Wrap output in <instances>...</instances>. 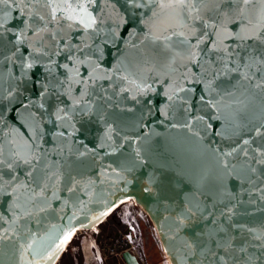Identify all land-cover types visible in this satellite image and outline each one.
<instances>
[{
    "label": "water",
    "instance_id": "1",
    "mask_svg": "<svg viewBox=\"0 0 264 264\" xmlns=\"http://www.w3.org/2000/svg\"><path fill=\"white\" fill-rule=\"evenodd\" d=\"M185 5L181 20L172 13L153 17L126 0H99L90 8L103 19L95 33L48 24L42 41L33 29L44 22L30 14L48 19L45 0H12L7 16L0 12V264H57L79 230L97 227L129 200L149 215L169 264H264V239H258L264 236V165L256 163L264 159V71L254 68L248 79L244 68L206 75L187 63L175 37L164 40L173 30L187 31L185 22L197 34L206 26L210 35L200 46L206 50L198 55L207 65L216 55L208 43L216 39L213 26L225 22L231 35L224 43L240 57L259 58L264 44L235 33L249 19L257 24L264 5ZM197 14L202 20L193 19ZM49 33H59L55 43ZM82 42L90 48H74L73 56L97 64L101 77L83 98L81 84L58 83L69 73L57 67L71 68L65 44ZM57 47L60 54L51 58L35 51ZM87 71L80 66L84 78ZM29 155L35 158L25 164ZM69 231L56 259H42ZM124 257L141 264L129 251Z\"/></svg>",
    "mask_w": 264,
    "mask_h": 264
},
{
    "label": "snow or ice",
    "instance_id": "2",
    "mask_svg": "<svg viewBox=\"0 0 264 264\" xmlns=\"http://www.w3.org/2000/svg\"><path fill=\"white\" fill-rule=\"evenodd\" d=\"M37 3L40 0H36ZM99 0H45V6L50 9L48 13V19L45 16L40 15L38 12L31 13V17L33 21L38 18L40 21L44 22L43 27L39 30L33 29L34 35L39 37L42 41L44 37L40 35L41 33H48V24H56L62 29L67 27L69 31L77 30V31H84L87 35H91L99 30L100 25L103 23V19L101 17H97L90 11L92 5L98 4ZM201 2H205V0H201ZM261 5H264V0H258ZM12 0H0V5H4V9H0V12H3L5 16H7V7L10 6ZM126 3L136 9H143L147 8L152 11L153 17H157L162 13H172L183 20V17H180V9H182L185 5V0H126ZM237 3H243V0H237ZM139 5V6H138ZM155 6V7H153ZM247 5H244L243 8L240 9V15L244 16L245 10L247 9ZM201 19L202 17L197 14L196 17L193 19ZM61 20L68 21L66 25H62L60 22ZM259 22L255 25L252 23V19H249L248 25L241 30L240 33H235L236 37L241 41L247 39H254L258 42L264 44V7H262L259 11L258 15ZM7 22V21H5ZM31 26V25H29ZM187 28V31H172L170 36H164V40L166 42H172L173 37H175L179 41V45L183 46L187 56L186 61L187 63H194L197 67H201L205 69V74H210L213 77L218 75L219 72H228V71H236L237 73L240 72L241 68L247 69V73L245 74V79L250 78L253 74L252 70L255 68L257 71H264V56L257 58L254 55L249 54L247 58L240 57V53L235 52L231 49V46L224 43L225 38H227L230 33L226 31V23L220 22L213 26V33L216 39H210L208 43L211 44V51L215 53V59L209 60V63L205 65L201 62V56L198 53L202 54L206 49L201 48L202 44H205V41L201 39V37L209 36L210 34L207 32L206 26L202 28L199 34L195 31V25H188L186 22L183 25ZM4 24L0 23V28H3ZM150 31H152L150 29ZM59 33H49V35L53 38V42L55 43V36ZM3 33L0 32V36ZM20 35L23 37L24 33L21 32ZM26 38V37H25ZM153 38L155 40L161 39V34H153ZM190 38H194L195 44L191 43ZM63 39V37H61ZM23 41L20 40L18 43H22ZM65 47L68 49V55L66 59L71 61V68L69 67L68 63L63 65H57V67H62L69 73L67 79L65 81H58V83L63 86L64 83H68L69 88H71L72 84H81L84 88V91L81 92V98L88 94V88L90 84H95L96 80L100 79L99 74V66L88 59H81L80 57L73 56V49L75 48L76 51L83 53L84 48H90L86 42H82L81 46H73L71 44H65ZM167 47V44L165 45ZM237 47H241V45H237ZM36 53L39 55H47L51 58V55H59L60 49L57 47L55 53H51L46 49L41 51L40 48L35 49ZM95 55V53H91ZM234 57H240V59L234 60ZM243 61V63H241ZM173 63H175V58H173ZM231 64H235V68L229 67ZM84 65L88 71L86 74V78L80 73V66ZM33 63H28L25 67L27 69L33 68ZM186 67V64L184 65ZM50 74L54 76V69L51 66H48L45 69ZM27 74V73H25ZM202 82V81H197ZM212 82L210 81L208 84L209 89L211 90ZM179 91H186L183 87H179ZM176 93L174 92L172 95L168 96V99H173V95ZM79 100L74 101V104H78ZM62 111V110H61ZM63 119L64 117H60ZM245 144L248 141L244 142ZM2 156V153H0ZM34 155H29L27 157H22L23 162L25 164H30L31 160L34 159ZM3 159H0V165H3ZM257 164L264 165V159H259L256 161ZM9 167H12L9 164ZM252 172H255L256 169H251ZM0 184H2V178H0ZM15 192L16 189H13ZM69 191H73V189H69ZM264 191V189H261ZM43 211V209H41ZM107 213H105L106 215ZM73 235L72 231H69L67 234L63 235V238L59 240L58 243L55 244V250L47 252L42 259L47 261H53L56 259L57 254L59 251L63 249V247L67 244V242L71 239ZM258 239H264V236L258 237ZM31 247V246H29Z\"/></svg>",
    "mask_w": 264,
    "mask_h": 264
},
{
    "label": "rangeland",
    "instance_id": "3",
    "mask_svg": "<svg viewBox=\"0 0 264 264\" xmlns=\"http://www.w3.org/2000/svg\"><path fill=\"white\" fill-rule=\"evenodd\" d=\"M152 226L154 227L149 215L139 204L133 200L124 202L101 225L93 229L79 230L68 244L58 264H118L115 258L102 257L99 250L100 243L108 235L120 231L128 232L131 229L135 231L146 264H150L146 259L147 250H150L151 256L155 257L154 264L161 262L169 264L166 255L160 254V249L163 251V247L156 229L153 230Z\"/></svg>",
    "mask_w": 264,
    "mask_h": 264
},
{
    "label": "built area",
    "instance_id": "4",
    "mask_svg": "<svg viewBox=\"0 0 264 264\" xmlns=\"http://www.w3.org/2000/svg\"><path fill=\"white\" fill-rule=\"evenodd\" d=\"M99 250L103 258H115L118 264H129L124 257V252L126 251L135 255L141 264H146L145 258L141 253V245L136 240L134 229L106 236L101 241Z\"/></svg>",
    "mask_w": 264,
    "mask_h": 264
},
{
    "label": "trees",
    "instance_id": "5",
    "mask_svg": "<svg viewBox=\"0 0 264 264\" xmlns=\"http://www.w3.org/2000/svg\"><path fill=\"white\" fill-rule=\"evenodd\" d=\"M114 212V211H113ZM112 214V213H111ZM110 214V215H111ZM110 215L108 216V217H110ZM103 223V222H102ZM102 223H100L99 225H101ZM152 229L153 230H155V228L152 226ZM161 251H160V254L162 255V254H164L165 255V252L164 251H162V249H160ZM151 251L150 250H147L146 251V259L148 260V262L150 263V264H154L155 263V257H152L151 256V253H150ZM159 252V251H158ZM59 262V261H58ZM58 262H57V264H58ZM156 263H157V258H156ZM159 263V262H158ZM160 264H163L162 262L160 263Z\"/></svg>",
    "mask_w": 264,
    "mask_h": 264
},
{
    "label": "clouds",
    "instance_id": "6",
    "mask_svg": "<svg viewBox=\"0 0 264 264\" xmlns=\"http://www.w3.org/2000/svg\"><path fill=\"white\" fill-rule=\"evenodd\" d=\"M149 2H150V0H149ZM139 6V5H138Z\"/></svg>",
    "mask_w": 264,
    "mask_h": 264
},
{
    "label": "crops",
    "instance_id": "7",
    "mask_svg": "<svg viewBox=\"0 0 264 264\" xmlns=\"http://www.w3.org/2000/svg\"><path fill=\"white\" fill-rule=\"evenodd\" d=\"M82 264V263H81Z\"/></svg>",
    "mask_w": 264,
    "mask_h": 264
}]
</instances>
